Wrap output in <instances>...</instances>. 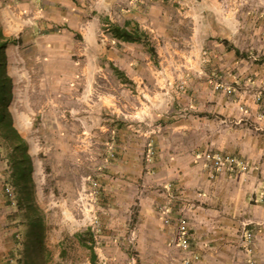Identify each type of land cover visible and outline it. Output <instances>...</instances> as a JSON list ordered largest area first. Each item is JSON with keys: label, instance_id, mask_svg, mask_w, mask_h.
Wrapping results in <instances>:
<instances>
[{"label": "rangeland", "instance_id": "1", "mask_svg": "<svg viewBox=\"0 0 264 264\" xmlns=\"http://www.w3.org/2000/svg\"><path fill=\"white\" fill-rule=\"evenodd\" d=\"M28 3L20 9L19 0H0V31L8 39L0 51L2 84L10 73L0 86L5 88L0 94V238L20 257L29 221L35 219L50 257L46 264H185L195 254L199 258L189 264L198 263L202 255L195 251V239L206 236L196 235L193 221L212 207V199L196 188L197 180L176 187L155 183L151 174L165 151L181 146L204 147L195 159L211 164L209 178L251 174L253 165L234 154H229L236 158L232 165L214 164L213 153H226L215 150L213 131L254 125L225 119L213 106L225 107L226 97L237 103L244 95L254 104L263 101L264 88L249 79L253 65L264 61V0H127L126 12L106 9L97 30L91 25L96 39L90 40V56L56 51L54 11L46 2ZM128 12L147 39L124 49L110 28ZM151 14L161 21L152 22ZM244 74L248 82H242ZM136 79L143 82L136 86ZM236 105L243 111V103ZM251 106L247 113L254 112ZM258 116L264 119V112ZM14 125L30 158L24 164L30 180L23 188L12 174L14 145L8 135ZM228 180L234 188V180ZM251 180L243 183L251 184L247 192L254 209L264 205V184ZM249 208L229 216L237 223L234 240L226 242L230 264L240 258L244 264H264L257 229L264 222L255 221ZM158 223L166 228H157ZM182 224L189 251L179 246Z\"/></svg>", "mask_w": 264, "mask_h": 264}, {"label": "crops", "instance_id": "2", "mask_svg": "<svg viewBox=\"0 0 264 264\" xmlns=\"http://www.w3.org/2000/svg\"><path fill=\"white\" fill-rule=\"evenodd\" d=\"M29 1L30 0H19L18 7L20 9H24L28 6L27 4H30L28 3ZM38 1L46 2L45 7H49L51 11H54V15L58 18L56 19L57 31L53 32V38L58 41L56 45V51L65 50L63 52L72 53L73 50H76L80 54L85 56L91 55L92 46L90 44V40L96 39L91 32V25L94 24L95 29L97 30V24L100 23L103 14H106V9L114 7L117 8L120 13H122L123 11L126 12L124 4L127 2V0H33L34 3H38ZM128 1L131 2L132 0ZM136 1H139L141 3L143 1L145 2V0ZM92 11L93 14H91ZM149 12H152L151 6H149L147 9L148 14ZM131 13L134 14L135 12L131 11ZM131 13L128 12L125 14V19L122 23L113 24L119 26H124L125 24H127V29H132V27L137 25L143 33L144 38L142 39V41H146L147 31H145L144 29L142 30L140 23L135 21L136 19L133 20L130 17ZM90 17L93 18L92 21L90 20ZM150 18L152 19V22L161 21V17H155L152 14L150 15ZM109 19L111 18L109 17ZM78 40H83L81 43L82 46L78 44ZM123 43L127 44L122 45ZM138 43L139 42L120 41V43L118 44L121 45L120 48L122 47L125 49L136 48L135 46L136 44L138 45ZM74 45L78 48L74 49ZM98 48L100 49L99 45ZM133 64V59H131V65ZM127 70L131 72L133 71V67L129 65L127 67ZM253 70L255 74L252 73L250 77L253 79L249 80H251L252 83L256 85L259 84L261 88H264V61H259L258 63L256 62L253 65ZM6 75L10 77L9 72H6ZM240 78L243 80L242 82H246L248 80L247 74H244V77L242 76ZM134 82L138 83L136 84L137 86L140 85L143 80L138 81L136 79L134 80ZM261 92H264V89H262ZM244 96V98H241L239 96L237 97V99L239 100L238 102H241L244 105L242 107L243 111L240 110L239 105H236L238 104V102L236 103V101H231L228 97H226L225 107L224 105L218 106V104H214L213 109L221 113L225 119L228 118V120L233 121L234 123L236 121H238L239 123V120H245V122H248L249 120L254 126L252 127L241 125V127H234L232 125H228L229 127L227 126L225 130L221 129L223 131H226L224 133H216V131H213L215 134V143L213 141H211V143L215 144V150L217 149L216 151H222L226 154H234L238 158H241L245 163L248 162L252 164L253 169L250 172L251 174L247 175V178H243V175H241V173L239 175H232L231 177H226L225 175L220 174L209 178V173L210 171L212 172L213 169L211 167V164L209 166L207 163H205V161L195 159L196 152L199 153L205 150L204 147L202 148L201 146H196L191 149H188L185 146H181L177 150L171 151V154L170 151H165L166 157L157 163L155 167L156 170L154 168V171L151 174L155 183H168L169 185H174L176 187L180 186V183L182 181L187 182V179H193L195 181L197 180L198 183L195 182V185L197 186L196 188H200L201 190L208 193V197L210 196L209 198L212 199V207L207 208L205 214L200 211L198 214L199 218L196 219L195 223L193 221L194 227H198V229L196 230V235L206 236H202L203 239H201V237L200 239L198 238V240L195 239V241L197 242V247H195L196 250L195 248L194 250L198 251L202 255L201 260H198L199 262H195V264H217V262H220L221 264H230L228 262V257H226V242H229L230 244L232 240H234L233 230L235 229L237 223L234 221L235 218L231 219L229 218V216H232L233 213L237 212L238 208L244 207L245 205L247 206V208H249V205L253 203L252 201H250V197L247 192L251 184L249 185L246 182L243 183V180L252 179L254 180V182L256 181L257 183L259 182V184H264V130H260L258 128L259 126H264V119H262L261 116H258L259 111L264 112V98L262 102H255L254 104L251 102V97L247 95ZM248 104H253V106L251 107L254 112L247 113ZM237 106L238 108L236 109ZM232 109H236L238 111L235 112L232 111ZM179 125L183 126L184 124H178L177 126ZM14 128L21 136V133L15 125ZM179 132H181V129H179ZM187 151H190L189 153L192 154L193 157H191V155L189 156L187 154ZM190 161H194V163ZM238 168L239 167H237V169ZM233 176H235L236 178H234ZM228 179L234 180V188H232V186L228 184L230 182ZM254 182H251L252 185L254 184ZM177 183H179V185ZM256 194L258 195V193ZM242 203L243 206H239L242 205ZM217 204H220L224 207L223 212L222 210H219ZM249 209V212L254 210V212H251V215L253 214V218L255 221L258 220L260 222H264V205L254 207V209ZM226 211L229 213L228 218L226 217V213H224ZM160 225L162 226V228H166V226H163L162 223H158L156 227L158 228ZM209 228V233L213 235H209L208 233H206L208 232L206 230H208ZM152 229L156 230L154 228ZM257 229L260 231V236L262 238V243L259 246L261 248H264V224L259 226ZM207 236L209 238H207ZM4 239L5 238H0V264H17V256L11 251L12 246H7V244L10 243ZM202 248L204 249V251L201 250ZM223 255L224 257H222ZM257 256L258 255H256V259L259 260ZM176 261L177 260H173L171 264H176ZM232 261V264H244L243 262H245L244 258Z\"/></svg>", "mask_w": 264, "mask_h": 264}, {"label": "trees", "instance_id": "3", "mask_svg": "<svg viewBox=\"0 0 264 264\" xmlns=\"http://www.w3.org/2000/svg\"><path fill=\"white\" fill-rule=\"evenodd\" d=\"M127 24L124 26H119L112 24L110 28L111 37L118 41L125 42H141L143 37L142 31L138 28V26L132 27V29H127ZM8 39L4 37L0 31V45L2 44V48H4L5 43ZM9 80V77L5 75L0 78V86L4 85L5 82ZM0 87L1 92H5V88ZM1 95H0V121L3 119L1 115ZM7 137V135H6ZM8 139L14 145L13 147V163L14 169L12 170V174L14 177V184L19 188H23L24 185L30 180L27 175V169L25 167V163L30 161L29 155L26 149V141L25 139L19 135L17 130L12 127L11 132L8 135ZM81 243L85 244L86 239L83 237L84 234L80 233L79 235ZM45 247L43 244V237L41 231V224L38 223L35 219L29 221V226L26 231V235L24 237L23 247L21 249L20 257H17V264H46L49 260V253L45 252ZM93 260V258H92Z\"/></svg>", "mask_w": 264, "mask_h": 264}, {"label": "built area", "instance_id": "4", "mask_svg": "<svg viewBox=\"0 0 264 264\" xmlns=\"http://www.w3.org/2000/svg\"><path fill=\"white\" fill-rule=\"evenodd\" d=\"M211 157V154L209 155ZM212 159L214 164L217 167H226V165L230 166L233 163L236 162V158L232 155L229 154H221V153H213L212 154ZM5 193L7 196L12 197L13 196V191L11 189L10 186H6L5 187ZM184 222V221H183ZM186 226L185 224H182L180 226V238H179V246L181 247L182 250H188L189 251V247H190V241H189V237L187 235V231L185 230ZM251 234L248 233L246 235L247 238H250ZM199 257L197 254L195 255H189L185 258L184 262L185 264H189L190 261L192 260H197Z\"/></svg>", "mask_w": 264, "mask_h": 264}]
</instances>
